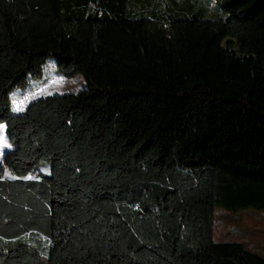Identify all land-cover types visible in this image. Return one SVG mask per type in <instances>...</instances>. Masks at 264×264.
Returning <instances> with one entry per match:
<instances>
[{"label": "trees", "instance_id": "1", "mask_svg": "<svg viewBox=\"0 0 264 264\" xmlns=\"http://www.w3.org/2000/svg\"><path fill=\"white\" fill-rule=\"evenodd\" d=\"M50 59L85 87L14 113ZM2 123L0 264H264L212 236L264 210V0H0Z\"/></svg>", "mask_w": 264, "mask_h": 264}, {"label": "rangeland", "instance_id": "2", "mask_svg": "<svg viewBox=\"0 0 264 264\" xmlns=\"http://www.w3.org/2000/svg\"><path fill=\"white\" fill-rule=\"evenodd\" d=\"M200 5L197 6L199 8ZM199 16L218 17L219 12L213 13L204 11L201 8ZM212 10V5L209 7ZM86 82L81 73H76L72 77L61 76L56 70L55 61L50 59L44 70V74L39 80H31L26 89H16L13 92V112L20 113L24 110L27 104L38 97L49 94H63L70 91H78L84 88ZM22 108V111H17V107ZM8 130L5 123L0 124V164L3 155L12 149V145L7 139ZM40 172L48 174L50 165H43L37 168ZM18 175L5 171V178L17 177ZM25 177H33V174L24 175ZM82 206L76 202L69 207L60 209L62 212L75 210ZM213 240L222 241H243L246 248L264 256V210L247 209L231 211L223 207H216L214 211L213 224ZM57 250L65 252L71 260L74 259V249L68 244L66 239L58 241L56 244Z\"/></svg>", "mask_w": 264, "mask_h": 264}, {"label": "snow or ice", "instance_id": "3", "mask_svg": "<svg viewBox=\"0 0 264 264\" xmlns=\"http://www.w3.org/2000/svg\"><path fill=\"white\" fill-rule=\"evenodd\" d=\"M23 109L20 108L19 106L17 107V111H22ZM28 179H32V177H28Z\"/></svg>", "mask_w": 264, "mask_h": 264}]
</instances>
